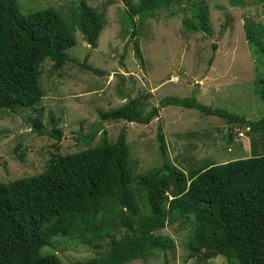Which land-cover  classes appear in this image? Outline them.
<instances>
[{"label":"trees","instance_id":"obj_1","mask_svg":"<svg viewBox=\"0 0 264 264\" xmlns=\"http://www.w3.org/2000/svg\"><path fill=\"white\" fill-rule=\"evenodd\" d=\"M18 1L0 0V111L12 113L34 110L41 104L45 97L42 64L46 60L52 62V72L72 63L101 73L87 65V58L80 64L67 51L77 44L76 30L96 49L106 26L105 17L84 0L80 14H71L70 24L54 8L22 15ZM122 1L135 37L146 20L184 0ZM225 1L232 7L251 1L264 10V0ZM183 26L188 32L210 36L209 6L193 3L191 17ZM245 30L247 41L255 44L264 58V42L252 26L246 25ZM135 51L143 61L138 43ZM260 83L264 101V79ZM169 106L196 109L228 125L264 135V117L253 122L207 107L195 93L186 98L165 97L147 112L140 97L129 98L121 107L100 112L99 117L102 121L150 125ZM42 110H35L38 131L43 127ZM50 136L59 142L63 132L55 129ZM101 136L100 144L82 152L52 153L41 175L0 182V264H63L56 253H42L61 241L98 243V247L103 242L105 254L88 264H130L173 248L174 239L160 231L178 222L180 228L190 227V258L206 262L222 257L228 264H264V149L259 152L256 142L251 155L242 159L204 162L188 171L163 159L160 167L135 176L126 134L120 133L113 141L107 139L106 132ZM93 137L86 142L91 143ZM227 139L233 141L232 133ZM158 140L165 157L164 136L159 134Z\"/></svg>","mask_w":264,"mask_h":264},{"label":"rangeland","instance_id":"obj_2","mask_svg":"<svg viewBox=\"0 0 264 264\" xmlns=\"http://www.w3.org/2000/svg\"><path fill=\"white\" fill-rule=\"evenodd\" d=\"M82 1L19 0L18 5L22 15L54 8L70 24L74 15L80 14ZM84 1L105 17L106 26L96 49L76 30L77 44L67 53L80 64L87 58V65L101 73L72 63L52 72L50 60L42 64L45 97L41 104L34 110L0 111L1 183L41 175L52 153L67 155L95 147L102 140V132L109 141L122 132L126 134L135 176L160 167L163 159L188 171L192 165L204 162L222 164L249 157L254 142L257 150L263 151V134H252L196 109L166 107L150 125L102 121L99 117L100 112L121 107L129 98L140 97L147 112L165 97L186 98L195 93L207 107L260 121L264 117L260 94L264 58L257 46L247 41L245 26H252L264 42L261 5L249 1L243 7H232L225 0H184L146 20L134 37L122 0ZM195 2H205L210 8V36L188 32L183 26ZM137 43L143 61L137 58ZM41 108L43 127L38 131L35 110ZM55 129L63 132L59 142L50 136ZM230 133L231 143L227 139ZM159 134L165 139V157L160 153ZM92 136V142H86ZM189 233L190 227L180 228L179 222L167 225L160 234L173 238L174 247L165 254H153L130 264H228L222 257L206 262L190 258ZM102 243L98 247V243L61 241L42 253H56L63 264H88L105 254Z\"/></svg>","mask_w":264,"mask_h":264}]
</instances>
